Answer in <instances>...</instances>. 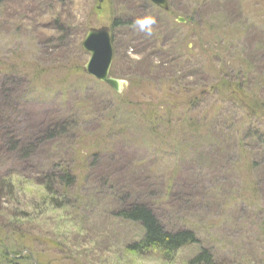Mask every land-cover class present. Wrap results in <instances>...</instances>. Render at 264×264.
Instances as JSON below:
<instances>
[{
  "label": "rangeland",
  "instance_id": "374dc122",
  "mask_svg": "<svg viewBox=\"0 0 264 264\" xmlns=\"http://www.w3.org/2000/svg\"><path fill=\"white\" fill-rule=\"evenodd\" d=\"M62 1L25 3L33 9L19 6V13L14 12V5L0 7V140L11 132L17 139H39L42 145L31 164L13 167L1 176L7 191L6 197H0V264H189L195 247L175 253L159 249L132 252L129 245L141 237L139 228L116 216L120 205L130 199L151 206L163 216L162 205L170 200L168 187L183 174L179 169L184 166L190 169L189 179L198 174L204 178L201 189L206 201L180 214L167 208L164 216L170 220L166 227L193 229L202 243L217 247L238 240L239 223H233L237 215L233 209L243 211L245 224L246 210L262 211L264 207V196L260 198L256 192L264 193V108L249 101L251 94L258 99L259 91L241 87L231 92L219 90L214 96L208 89L214 85L219 88L220 77L211 66L222 63L216 54L219 47L208 38L206 28L207 18L213 20L215 16L202 13L208 11L196 6L198 0H168L171 16L151 13L169 26L178 15L188 20L187 25H177L178 36L173 43L177 46L175 56L182 57L176 76L183 81L178 83L163 81L158 87L155 77L162 75L161 70L170 72L171 67L157 64L153 57L145 60V53L132 54L125 46L126 39L122 52L117 39L112 73L129 83L119 97L83 74L87 57L82 59L77 48L78 34L85 28L111 26L114 18L124 20V25L132 22L129 13L121 10L124 1L73 0L71 7L66 5L71 0ZM235 3L241 19L232 11L234 16L227 19L232 32L226 34L237 35L241 23H257L256 31L262 28L264 2L229 0L228 6L234 9ZM65 5L72 26L69 32L56 33V28L65 26ZM214 9L212 4L210 10ZM10 15H15L20 35L15 36L10 29L14 23ZM17 16L23 20L17 22ZM9 18L10 25L6 26ZM215 30L211 33L216 35ZM218 37L225 45V34ZM232 48L229 60L239 55L240 47L235 44ZM166 50L169 52L170 47ZM205 51L213 52L210 59ZM126 59L131 70L123 65ZM163 59L164 63L168 60ZM150 69L154 73H148ZM138 112L150 116V126ZM62 116L78 127L57 143L41 141L50 124L62 123ZM149 127L157 129L158 140H151ZM209 143L229 147L232 160L211 162ZM5 148L0 145L6 168L12 153ZM113 152L129 163L122 164L120 157L116 161L101 156ZM42 160H49L48 167L43 168L48 161ZM92 161L95 172L90 178ZM64 169L74 180L73 188L57 186L55 177ZM225 177H232L231 185L222 182ZM108 178L115 180L114 184L99 189L103 184L97 180ZM257 179L262 185L252 187V182L258 185L254 182ZM152 183L159 185V191ZM109 187L115 188V194ZM152 193H157L156 197ZM252 219L256 222L254 216Z\"/></svg>",
  "mask_w": 264,
  "mask_h": 264
},
{
  "label": "trees",
  "instance_id": "16d2710c",
  "mask_svg": "<svg viewBox=\"0 0 264 264\" xmlns=\"http://www.w3.org/2000/svg\"><path fill=\"white\" fill-rule=\"evenodd\" d=\"M58 1L63 2L62 0ZM138 1L139 3L137 4L135 0H126L127 3H123L124 6L122 8H124V10L126 11L134 10L136 13L142 16L143 14H146V8L142 9V7L144 6L143 0ZM72 2L73 0H71V2H67L66 5L68 4L69 7H71ZM260 2H264V0H260ZM25 3L36 4V0H0V7L5 4L14 5L15 7L12 6V8L15 13H19V6L24 7V9H33L31 7L26 6ZM212 4H214V10H210V6ZM228 4L229 0H198V4L196 5H199L201 9L205 7V9L208 11L206 13L202 12L205 15L215 16V19L213 20L207 18L206 23L209 26H207L206 28H208L207 32L210 31V33L208 34V38L213 44H215V46L219 47V52H217L216 54L218 56H221L220 62L222 63L212 65L211 68H216L213 73L220 77V79L218 80V86L220 91L231 92L233 88L241 87H245L251 90L252 92L259 91L258 99L251 94V97L254 101L253 105L257 107L263 106L264 108V23L262 25V28L257 27L258 31L254 30V28L257 26V23L253 25H246L245 23H241L240 26H238V28L236 29L238 31L237 35H232V33L226 34L227 32H232L230 23L227 21V19H229L231 16H234L232 15V11H234L236 15L234 17H236L237 19H241V16L239 14V5L235 3V7L233 9L231 8V5L228 6ZM66 5L64 8L65 10L67 9ZM224 6H228V8H225ZM59 7L63 8L64 6ZM61 10L62 9H60L59 11H55L56 16H58V12H60ZM3 13H6V11H4ZM222 13L226 14L227 18ZM69 14L70 10L67 9L65 12V26L63 28H56V33H64L66 31L69 32L68 28L69 26H72L71 21L69 20ZM21 15L24 16L25 14ZM10 17L14 18V23L11 24L10 29L13 30L15 36L20 35V29H17V25L15 22V15H10ZM22 18L23 17L17 16L16 21H21L23 20ZM220 20L222 21V23L219 24ZM9 22L10 18L9 21L6 23V26L10 25ZM141 22L142 24L141 26H139L137 21L129 22L126 25L122 24L118 20L113 21L111 28L113 35L111 41L114 55L117 39H120L118 44L122 52L126 46V48H128L130 52L132 51L133 54L142 55L143 53H145V60H153L151 58L153 57L155 58V62L157 64H165L171 67L170 72H168L169 70L166 69L161 70L162 75H157V77H155L157 79L156 83L157 81H159L160 83L158 87L163 85V81L176 83L183 81L180 76H176V67H179L178 64H181L180 60L182 58L179 55L175 56V50L177 46L176 44H173L178 36V33L173 34L168 28H165L163 30L162 25H160L156 21H150L148 19L141 18ZM202 24L204 23L202 22ZM66 26H68L67 29H65ZM173 26L177 25L173 24ZM214 29H217L215 30L216 35L211 33V30ZM85 31L86 28L83 29L80 34H78L80 40L77 49L79 55H82V57L83 54L80 51L79 45ZM253 31L254 33H251ZM219 33L225 34V45H222L219 42V40L221 39L220 37H218ZM125 39L127 44L125 42ZM124 44L126 45L124 46ZM235 44L240 47L238 51L239 55L237 58L229 60L231 51L233 49L232 47H235ZM167 46L170 47L169 52L166 50ZM141 48H143L142 52ZM188 50L189 49L187 48V51ZM214 51L216 52V49ZM205 53L207 54L206 51ZM212 55L213 52H208V59H210ZM163 58L168 59L166 60L167 62L165 61L166 63L163 62ZM123 65L127 68V70H131V64L127 61V59L125 62H123ZM15 71V69H11V72ZM148 73L154 72L150 69ZM216 92L218 93V91ZM166 110L168 112L172 111L168 108ZM139 116L141 117V119H144L150 126V116H144V114L140 113ZM60 121L62 122L60 125H49L48 128H50L51 126L52 127L45 132L41 141L46 143L57 142L59 138H65L67 136L66 129H76L73 128L75 124H67V120L63 121V118L60 119ZM151 124H153V121H151ZM148 134L152 136L150 137L151 139H159V133L157 132V129L155 127H149ZM17 138L18 137L15 138L11 132H8L6 137L0 140V145L6 147L5 149L12 153L11 156H8L7 160L9 161L10 165H7L6 168L3 164L4 158L0 156V197H6L7 191L5 187L2 186L1 176L5 174L6 171H11L13 167L17 166L19 168H22V166H24L25 164H31L37 154L36 152L38 151L40 146H42L40 145V141H37L39 139L34 140L32 142V140H29L31 139V137H23L22 139H25V146L23 147L21 143L18 142L19 139ZM46 161L48 162L45 163ZM41 162L45 163L43 168L48 167V165L50 164L49 160H42ZM94 164L95 161L90 165L92 166L91 168H93ZM66 167L67 165L65 164V168ZM67 170L68 169H64L62 172L57 174V177H55L57 181V186H63L65 189L73 188L75 185L73 178L70 177L71 175H68L69 173ZM94 172L95 170L88 172L91 173L90 178L94 176ZM52 176L55 175L52 174ZM221 180L226 185H231V182H233L232 177H225ZM97 182L103 184V186H98L99 189H102L104 185L106 186V184L108 183L114 184L115 180L108 178L107 180H97ZM189 182L190 181H183L181 185L177 187V189H175L178 191L184 186V184H186V191L179 193L174 198V203L177 208H172L168 204L166 206L162 205V207H165L166 209H171L170 211L174 214L175 212L176 214H180V211L182 210L192 211L195 206H203L205 204L204 202L206 201L204 191L198 193L197 196L194 197V199H191V196L193 195L191 192H189V190H192V185L187 184ZM254 182L258 184L257 186H254L252 182V187L255 188H259L260 185H262L263 183L260 179H257ZM108 189L109 191L114 193L115 188L112 189V187H109ZM98 192L100 193V191ZM256 192L257 195L260 196V198L264 196V193H262L259 189H257ZM183 200H188V202L183 203ZM128 202L129 203L127 204L123 203L120 205L119 213H116V216L118 219L124 222L137 225L139 228V235L141 237L139 238V240L134 241L129 245V248L132 252L138 253L142 250L143 252H147L149 250L159 249L167 253H175L187 247H195L196 250L190 258L189 264H264V207L262 211L254 212L253 209H249L245 212L246 214H251V216H254L256 219L255 226H249L248 222L241 226V228H243V232L244 230H249L248 233H250V238H247L250 239L249 241L243 242V240H240L241 234L240 232H238L236 233V235L239 237V239L236 240L237 242L233 241L217 247L213 244L209 245L202 243V241L198 238L196 232L193 229L191 230L189 228H178V226H173L172 229L166 227V223L163 222L164 219L170 220L168 216H164V210L166 209L162 211L163 216H160L154 212V209H152L151 206H146V204L134 199H130ZM201 203L203 205H201ZM256 212H260L261 215ZM238 218H240L239 214H237L236 217L233 216V223H238ZM228 234L226 233L227 236H231ZM243 246L246 250L243 248ZM249 248L250 250L247 251V249ZM16 261L20 262L22 261V259L17 258Z\"/></svg>",
  "mask_w": 264,
  "mask_h": 264
},
{
  "label": "water",
  "instance_id": "95a60500",
  "mask_svg": "<svg viewBox=\"0 0 264 264\" xmlns=\"http://www.w3.org/2000/svg\"><path fill=\"white\" fill-rule=\"evenodd\" d=\"M154 4L166 9L164 0H151ZM180 22H184L182 19ZM108 28L89 29L81 43V49L89 55L83 66L84 73L107 84L117 94L122 95L127 83L109 76L111 64V46Z\"/></svg>",
  "mask_w": 264,
  "mask_h": 264
},
{
  "label": "bare ground",
  "instance_id": "6f19581e",
  "mask_svg": "<svg viewBox=\"0 0 264 264\" xmlns=\"http://www.w3.org/2000/svg\"><path fill=\"white\" fill-rule=\"evenodd\" d=\"M124 1V3H127L126 2V0H123ZM121 10H124V8H121ZM125 11V13L126 12H128L129 13V15H130V19L132 20V22L133 21H140L141 22V18H140V15L138 14V13H136L134 10H129V11H126V10H124ZM115 19V18H114ZM139 24V26H141V23H138ZM208 89H210V91H212L213 93H214V96H218V94L219 93H217L216 91H218L219 92V88H215V85L214 86H211V87H209ZM249 97V101L250 102H252L253 101V98L252 97H250V96H248ZM244 99V98H243ZM261 108H263V106H261ZM50 122H52V121H50ZM53 123V122H52ZM55 124H57V123H55ZM219 129H220V127H218ZM216 129V128H215ZM66 132H67V136H69L70 135V133H73V129H66ZM45 134V133H44ZM43 134V135H44ZM66 136V137H67ZM114 137H115V139L118 137V136H116V134H114ZM34 138H32V139H30V140H33ZM37 140V139H36ZM38 141V140H37ZM229 144H231V139H228V140H226ZM18 142L19 143H21V145L24 147L25 146V139H19L18 140ZM39 142V141H38ZM58 142V141H57ZM57 142H54V143H57ZM48 144H53L52 142H48ZM119 144V143H118ZM120 147V146H119ZM211 150H210V152H209V157H210V161L212 162V161H225V160H232L231 159V151L229 150V147H225V146H223L222 148L220 147V146H218V145H214V144H210L209 143V146H208ZM216 152H219L220 153V158H218V153H216ZM115 152H113L112 153V158H115V159H117V161H119V157H120V162L122 163V164H128L129 162H127L123 157H122V155L119 153V154H114ZM94 161H92V163H93ZM124 162V163H123ZM91 163V164H92ZM89 166V165H88ZM94 169L93 168H91L90 166H89V172L90 171H93ZM227 190V189H226ZM222 192H225V191H222ZM237 198V197H236ZM191 199H194V196H191ZM237 200H238V198H237ZM188 202V200H183V203H187ZM233 211L235 212V213H237V214H239L240 215V218H238L237 220H238V231H237V233L238 232H240V234H241V237H240V240H243V242H246V241H249L250 239H247V238H250L249 236H250V233H246L245 232V230H244V232H243V228H241V226L242 225H244V223H242V221H243V219H244V217L242 216V214H243V212L239 209H233ZM245 217H246V221L248 222V224H249V226H255V221L252 219V216H251V214H246L245 213ZM251 219V220H250ZM250 220V221H249ZM163 222H165V223H168L169 221L168 220H164Z\"/></svg>",
  "mask_w": 264,
  "mask_h": 264
},
{
  "label": "clouds",
  "instance_id": "9594fccd",
  "mask_svg": "<svg viewBox=\"0 0 264 264\" xmlns=\"http://www.w3.org/2000/svg\"><path fill=\"white\" fill-rule=\"evenodd\" d=\"M137 23H141L142 24V22H140V21H138ZM143 26V25H142Z\"/></svg>",
  "mask_w": 264,
  "mask_h": 264
}]
</instances>
